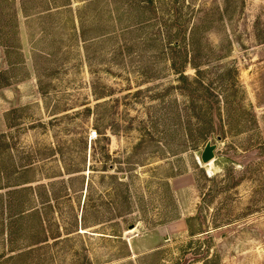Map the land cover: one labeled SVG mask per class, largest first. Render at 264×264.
I'll use <instances>...</instances> for the list:
<instances>
[{"label": "rangeland", "instance_id": "obj_1", "mask_svg": "<svg viewBox=\"0 0 264 264\" xmlns=\"http://www.w3.org/2000/svg\"><path fill=\"white\" fill-rule=\"evenodd\" d=\"M0 264H264V0H0Z\"/></svg>", "mask_w": 264, "mask_h": 264}, {"label": "water", "instance_id": "obj_2", "mask_svg": "<svg viewBox=\"0 0 264 264\" xmlns=\"http://www.w3.org/2000/svg\"><path fill=\"white\" fill-rule=\"evenodd\" d=\"M217 145L211 142H208L201 154V162L203 164H209L215 158V150Z\"/></svg>", "mask_w": 264, "mask_h": 264}, {"label": "trees", "instance_id": "obj_3", "mask_svg": "<svg viewBox=\"0 0 264 264\" xmlns=\"http://www.w3.org/2000/svg\"><path fill=\"white\" fill-rule=\"evenodd\" d=\"M80 23H81V28H79V32H80V34L83 36L84 35V29H83V23H82V20L80 21ZM182 32H184V33H182ZM188 35L189 36H191V40H192V42H194L195 41V37H196V29L194 30V28L192 29L191 28V31L189 32V33H187V37H188ZM177 37H180V38H183V39H185L186 40V34H185V28H183V27H179V32L177 33ZM176 40V39H175ZM187 40H189L190 41V38L189 39H187ZM180 41L177 39L176 41H174V43H179ZM190 43V42H189ZM84 217V216H83ZM82 217V218H83Z\"/></svg>", "mask_w": 264, "mask_h": 264}]
</instances>
